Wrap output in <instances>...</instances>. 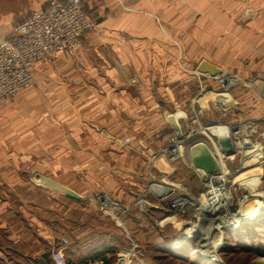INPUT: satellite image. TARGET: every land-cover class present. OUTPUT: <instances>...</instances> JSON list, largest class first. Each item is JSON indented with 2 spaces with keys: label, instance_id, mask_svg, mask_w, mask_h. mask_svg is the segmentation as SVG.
Returning a JSON list of instances; mask_svg holds the SVG:
<instances>
[{
  "label": "crops",
  "instance_id": "crops-1",
  "mask_svg": "<svg viewBox=\"0 0 264 264\" xmlns=\"http://www.w3.org/2000/svg\"><path fill=\"white\" fill-rule=\"evenodd\" d=\"M48 2L0 0V40L16 21L45 8ZM84 8L94 21V28L84 34L82 45L37 62L33 69L34 85L0 104V125L7 132L0 146L8 148L6 155H0V164H4L0 165V179L6 182V186L0 183V195H6L0 200V264H53L51 250L61 238L67 240L64 255L69 264H115L120 261V253L127 250V218H103L101 208L95 202L86 203L73 187L61 181L62 175H54L58 182L50 179L51 174L41 176L46 183L51 181L73 190L79 198L45 183L40 188L16 186L17 182L10 188V178L16 179L10 171L15 152L24 163H71L72 172L85 168L89 174V167L78 164L104 162L105 156L109 157L111 115L168 114L153 131L162 127L168 135V130L170 136L176 135L173 124L179 127V122L174 123L172 117L179 110L171 111L168 103L158 100H168L169 90L163 92L164 84L177 80L173 53L169 59V52L175 49L170 36L238 34L239 19H247L251 22L246 27L247 34L262 35L264 51V22L262 26L256 25L259 19L264 20V0H84ZM208 19L222 21L214 23L217 26H207ZM158 52H163L160 59ZM222 76L233 79V85L239 80L234 75ZM222 81L221 77V84ZM250 81L254 83L255 79ZM256 81L261 82L262 95L264 80ZM222 94L233 98L223 88L207 92L204 104L212 98L223 104L227 100ZM49 101H54L58 108H51L54 102ZM227 108L219 105L217 110ZM67 113L69 124L63 117ZM181 119L186 123V117ZM219 125L229 126L219 122L200 129L209 132V128ZM120 126L127 131L125 122H119L117 127ZM139 131L142 132L141 128ZM200 140L199 144H207ZM96 147L106 149L100 152ZM216 147L218 153L212 149L211 155L220 160L223 154ZM46 188L59 192L53 201L46 197L50 193ZM10 196L17 198L10 201ZM144 219L148 229L159 225L151 215ZM129 224L138 228L142 222L140 219L137 224ZM136 254L128 252V262L132 260L133 264ZM114 257L116 262L112 261Z\"/></svg>",
  "mask_w": 264,
  "mask_h": 264
},
{
  "label": "rangeland",
  "instance_id": "rangeland-1",
  "mask_svg": "<svg viewBox=\"0 0 264 264\" xmlns=\"http://www.w3.org/2000/svg\"><path fill=\"white\" fill-rule=\"evenodd\" d=\"M207 21V26H210L222 20ZM263 22V19H259L256 25L262 26ZM250 23V20L239 19L238 34L170 36L175 49L169 52V59L173 53L177 80L174 84H164L163 92L169 90L168 100H158L168 103L169 109L173 108L171 111L186 113V123L183 119L178 120V128L183 135L177 150L180 152L179 157L171 159L166 153L175 134L170 136L171 131L168 130V135L161 130L162 127L157 132L153 131L159 126V120L164 117L167 119L168 114H116L111 115L109 157L105 156L104 162L78 164L80 167H89V174L84 171L85 168L72 172L71 163H24L21 155L15 152L10 171L13 170L16 179L10 178V188L17 182L16 186L44 188V182L37 181L32 175L51 174L53 177L50 179L58 182L59 179L54 178L57 173L63 176L61 181L73 187L86 203L95 202L104 212L103 218L125 216L127 250L120 253L117 258H120L119 262L113 258L115 264H132V260H127L128 252L138 254L133 264H264V205L256 202V207L250 211L242 208L253 199L246 197L248 192L242 183L243 178L257 173L264 185V98L260 93L261 82L256 81L264 80L263 36L247 34L246 27ZM158 53V59L162 58L163 52ZM223 74L239 77L229 90L236 100V109L229 107L223 111L217 110L219 105L211 99L204 104L207 92L223 89L220 82L221 77L224 79ZM252 79L256 82H251ZM50 107L58 108L55 102ZM63 117L69 124L70 114ZM94 118L97 124V116ZM119 122L128 125L127 131L122 130V126L117 127ZM219 122L229 126L241 125V131L247 136V151L245 149L238 153L237 147H233L230 154L221 156L223 160L218 159L214 172L217 174L225 170V190L230 194V202L222 200L223 204L214 211L207 207V191L211 185L209 180L216 175L211 172L208 173V181L203 178L202 171L191 162L190 150L194 142L202 139L207 142L210 152L215 149L217 154V138L210 132H202L200 126ZM4 128V125H0V140H6ZM227 136H230L229 133ZM95 149L101 152L106 148ZM7 150L6 146H0V155H6ZM0 183L6 186L4 180L0 179ZM152 184L166 187L169 192L159 194V191L152 190ZM46 190L50 192L46 197L49 196L52 201L59 194ZM5 197L0 195V200ZM14 197L17 198L10 196V201H14ZM177 198L186 201L179 211L168 205ZM112 207L115 209H108ZM150 215L159 222L156 229L149 227L151 233L144 223V218ZM235 216H238V221L230 223ZM95 219L98 220V216ZM140 219L141 227L135 228L129 224H137ZM220 222L225 224L219 226ZM111 228L116 229L112 224Z\"/></svg>",
  "mask_w": 264,
  "mask_h": 264
},
{
  "label": "built area",
  "instance_id": "built-area-1",
  "mask_svg": "<svg viewBox=\"0 0 264 264\" xmlns=\"http://www.w3.org/2000/svg\"><path fill=\"white\" fill-rule=\"evenodd\" d=\"M93 28L94 21L84 8V0H49L45 8L32 11L28 17L14 24L0 40V104L32 86L37 62L48 60L58 52L78 49L84 34ZM232 126L231 142L236 147L235 144L243 139H240L243 132L239 125ZM177 141H182V138L174 135L166 148L171 159L179 157ZM212 187L207 191L209 204L214 200ZM213 188H217L213 190L216 194L226 192L220 186ZM66 246L67 240L61 238L52 248L53 264H69L64 255Z\"/></svg>",
  "mask_w": 264,
  "mask_h": 264
},
{
  "label": "bare ground",
  "instance_id": "bare-ground-1",
  "mask_svg": "<svg viewBox=\"0 0 264 264\" xmlns=\"http://www.w3.org/2000/svg\"><path fill=\"white\" fill-rule=\"evenodd\" d=\"M222 84H223L224 92L228 93V91L230 90L231 86L233 85V79H231V78H224L223 81H222ZM262 95L264 96V92H263ZM222 96H224V99L227 100V101H224L223 104L221 102L216 101L215 99L213 100V98H212V101L215 102L216 104H219L220 106H226L227 104L229 105V104H233L234 103L233 98L230 97L229 94H222ZM183 116L186 117V115L184 113H182V111H177L176 113L173 114V117H172L173 119L172 118H170V119H172L174 121V123H177L178 120H179V118H182ZM176 126H178V125L176 124ZM228 127L229 126L224 127V125H219L218 127L209 128V132L213 136L228 135V129H229ZM232 127H234V126H232ZM231 135L232 134H231V126H230V136H229L230 139L232 137ZM245 136H244V134H243V136L240 134V139L242 137H243V139H242V141L237 142V144H235L236 147H237L238 153H242V151H244L245 149L247 151V145H245V143L247 142V139H246L247 136L246 137ZM181 142L182 141H177V144H178L177 147H179V145L181 144ZM217 145L220 148L222 154H224L225 156H227L228 154L226 153V148L224 146L219 145V144H217ZM200 146H206L207 147V144L206 145L205 144H201ZM238 147H240V149ZM231 148H233V144H232ZM178 150H179V148H178ZM218 161L219 160H216L217 163H218ZM201 171H202L201 172L202 177L207 180L208 173L205 172V171H203V170H201ZM213 175H216V176L211 177V179L209 180L210 181V184H211L209 187H212V186L213 187L214 186H220L221 188H225V183H226L224 181V179H225L224 177H226L225 176V170H221L217 174L215 172H213ZM34 177L39 182L43 181L46 185L53 186V187H56L59 190H62V187H58L56 183L54 184L51 181H48L46 183L45 180H44V178H42V176H40L38 174H36ZM216 177H218V178H216ZM242 183H243L245 189L248 192L247 195H246V197L247 198H253L250 201L249 204L247 203L242 208L245 209L246 211H250L251 209H253V208L256 207V202H259L260 204H263L264 205V189H263V186L264 185H263L262 182H260L259 177H258V174L257 173H253L249 177H244ZM213 187H212L213 190L214 189L215 190L217 189V188H213ZM151 188H152V190H155L157 192L159 191V194H162V193H164V188L165 187H163L161 185H157V184H152L151 185ZM213 190H211V193H215L213 195V199L214 200H212L211 203L207 205V207H209L211 210L214 209V211H215V209H216L217 206L220 207L222 205V203H220V201L225 200V201H227V203L230 202V194L228 192H225V193H222V194H216V192H214ZM218 203H220V204H218ZM244 203H246V200H245ZM185 204H186V201L183 198H177V199H174V200H172L171 202L168 203V205H169L170 208L175 209V210H178V211L180 209H182L185 206ZM215 204H218V205H215ZM145 207L146 208L148 207V203H146ZM238 219H239L238 216H235L230 221V223H233L234 224V223H236L238 221ZM219 224H220L219 226H222L225 223L220 222ZM213 247H215V246H213Z\"/></svg>",
  "mask_w": 264,
  "mask_h": 264
},
{
  "label": "water",
  "instance_id": "water-1",
  "mask_svg": "<svg viewBox=\"0 0 264 264\" xmlns=\"http://www.w3.org/2000/svg\"><path fill=\"white\" fill-rule=\"evenodd\" d=\"M226 106L231 107L233 109L237 108V103L233 104H227ZM177 130V137H182V131H180V128L176 127ZM217 142L219 145L224 146L226 148V153L230 154L232 151V142L229 136L227 135H221L217 137ZM200 140H197L194 142V144L191 145L192 149L190 150V159L194 167L199 168L200 170H203L207 173L214 172L217 168V162L214 159V157L211 155L210 149L206 146H200L201 144ZM199 145V146H198ZM190 147V148H191ZM62 192L68 196H71L73 198H79L80 196L74 192L73 190L69 188L62 187ZM164 192H169L168 188H164ZM153 207V206H152Z\"/></svg>",
  "mask_w": 264,
  "mask_h": 264
}]
</instances>
